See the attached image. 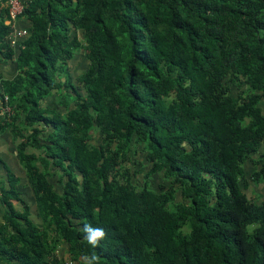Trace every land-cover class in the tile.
Returning <instances> with one entry per match:
<instances>
[{
  "label": "trees",
  "instance_id": "trees-1",
  "mask_svg": "<svg viewBox=\"0 0 264 264\" xmlns=\"http://www.w3.org/2000/svg\"><path fill=\"white\" fill-rule=\"evenodd\" d=\"M5 1L0 135L34 213L5 169L0 264H264V0H26L13 46Z\"/></svg>",
  "mask_w": 264,
  "mask_h": 264
},
{
  "label": "crops",
  "instance_id": "crops-1",
  "mask_svg": "<svg viewBox=\"0 0 264 264\" xmlns=\"http://www.w3.org/2000/svg\"><path fill=\"white\" fill-rule=\"evenodd\" d=\"M21 3L25 2L26 0H18ZM13 27L15 29H25L26 24L22 21L17 22V20L14 22ZM17 73L15 64L13 62H0V78L10 80L15 76ZM14 139L9 133H3L0 135V182H2L4 185H6V177H5V169H9L11 172H14L15 175L21 176L19 178L18 182V190L22 193L21 194V200L24 202L23 205L16 204V208H21L23 206H28L30 211L34 213V206L32 203V195L30 193V190L28 187L24 186L26 183L22 179V174L20 173V167L17 163V159L15 157V151H14ZM2 207L0 205V216L2 214Z\"/></svg>",
  "mask_w": 264,
  "mask_h": 264
},
{
  "label": "rangeland",
  "instance_id": "rangeland-1",
  "mask_svg": "<svg viewBox=\"0 0 264 264\" xmlns=\"http://www.w3.org/2000/svg\"><path fill=\"white\" fill-rule=\"evenodd\" d=\"M86 67H87V63L84 61V58L81 55H77L72 61H69L68 73H69V77L73 85H76L75 83L76 77L79 76L81 73H83ZM230 92L233 94H236V90L233 87L230 88ZM92 136L93 138L95 137L94 135ZM95 140H96V137H95ZM132 161H133L132 168L138 170L141 174L146 172V168L143 167V165H140V166L138 165L139 162H143L142 154L140 152H137L136 154H134V156L132 157ZM250 170H251V166L249 162H247L245 165V172L248 173V171ZM137 180L141 182L142 176L140 174L137 175ZM147 182L149 184V188L153 191H157L159 190V187L167 185V183H165L163 179L161 178V176L158 174H154L151 177H149ZM246 193L248 195L251 194L252 198L255 201L257 200L263 201L264 200V185L259 186V187H253L252 185H250L249 188L246 189ZM63 252H64L63 249L60 250V254H63Z\"/></svg>",
  "mask_w": 264,
  "mask_h": 264
},
{
  "label": "built area",
  "instance_id": "built-area-1",
  "mask_svg": "<svg viewBox=\"0 0 264 264\" xmlns=\"http://www.w3.org/2000/svg\"><path fill=\"white\" fill-rule=\"evenodd\" d=\"M5 7L7 10L5 24L9 26L8 40L9 44L13 46L18 44L27 35V31L25 29H15L13 27L14 22L19 16H21L24 7L23 3L18 0H6ZM3 101L4 103L6 102L5 97ZM4 114L11 115V110L9 107L4 106L0 108V117H2Z\"/></svg>",
  "mask_w": 264,
  "mask_h": 264
},
{
  "label": "clouds",
  "instance_id": "clouds-1",
  "mask_svg": "<svg viewBox=\"0 0 264 264\" xmlns=\"http://www.w3.org/2000/svg\"><path fill=\"white\" fill-rule=\"evenodd\" d=\"M84 231L87 233L86 239L89 244L96 246L100 240H102L105 236V232L100 228H92L90 226H85ZM93 260L97 258L95 256L92 257Z\"/></svg>",
  "mask_w": 264,
  "mask_h": 264
}]
</instances>
